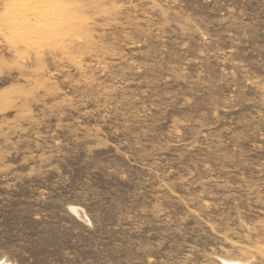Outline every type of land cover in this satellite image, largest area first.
Masks as SVG:
<instances>
[{
	"label": "rangeland",
	"instance_id": "374dc122",
	"mask_svg": "<svg viewBox=\"0 0 264 264\" xmlns=\"http://www.w3.org/2000/svg\"><path fill=\"white\" fill-rule=\"evenodd\" d=\"M0 264H264V0H0Z\"/></svg>",
	"mask_w": 264,
	"mask_h": 264
},
{
	"label": "bare ground",
	"instance_id": "6f19581e",
	"mask_svg": "<svg viewBox=\"0 0 264 264\" xmlns=\"http://www.w3.org/2000/svg\"><path fill=\"white\" fill-rule=\"evenodd\" d=\"M79 214V213H78Z\"/></svg>",
	"mask_w": 264,
	"mask_h": 264
}]
</instances>
